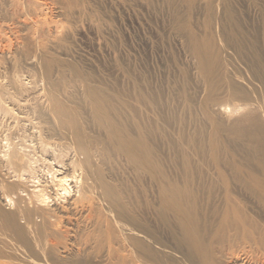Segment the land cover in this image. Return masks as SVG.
Wrapping results in <instances>:
<instances>
[{
	"label": "bare ground",
	"instance_id": "bare-ground-1",
	"mask_svg": "<svg viewBox=\"0 0 264 264\" xmlns=\"http://www.w3.org/2000/svg\"><path fill=\"white\" fill-rule=\"evenodd\" d=\"M245 38L246 58L192 42L207 112L189 131L119 75L13 79L31 117L0 144V264H264V58Z\"/></svg>",
	"mask_w": 264,
	"mask_h": 264
},
{
	"label": "rangeland",
	"instance_id": "rangeland-1",
	"mask_svg": "<svg viewBox=\"0 0 264 264\" xmlns=\"http://www.w3.org/2000/svg\"><path fill=\"white\" fill-rule=\"evenodd\" d=\"M62 1L0 0V144L5 145L7 131L31 117L17 107L21 100L13 79L37 77L40 84L46 73L119 75L115 86L121 92L159 96L170 111L165 116L174 112L176 123L180 118L181 128L189 131L193 117L207 112L197 74L204 73L193 59L192 42L207 43V58H241L234 43L246 49L245 37L251 36L264 58V0H72L71 9ZM210 67V84L218 93L227 90L220 73L230 69L215 62ZM156 145L160 154L166 152ZM167 153L161 155L167 163L177 160ZM138 182L144 183L130 184Z\"/></svg>",
	"mask_w": 264,
	"mask_h": 264
}]
</instances>
